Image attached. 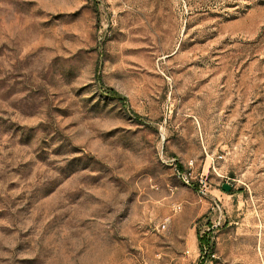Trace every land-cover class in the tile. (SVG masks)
I'll return each instance as SVG.
<instances>
[{
	"label": "rangeland",
	"instance_id": "obj_1",
	"mask_svg": "<svg viewBox=\"0 0 264 264\" xmlns=\"http://www.w3.org/2000/svg\"><path fill=\"white\" fill-rule=\"evenodd\" d=\"M0 264H264V0H0Z\"/></svg>",
	"mask_w": 264,
	"mask_h": 264
},
{
	"label": "trees",
	"instance_id": "obj_2",
	"mask_svg": "<svg viewBox=\"0 0 264 264\" xmlns=\"http://www.w3.org/2000/svg\"><path fill=\"white\" fill-rule=\"evenodd\" d=\"M179 170H183L182 165H178ZM198 245L200 247V249H202L203 247H207V248H211L210 245V239L207 235H198Z\"/></svg>",
	"mask_w": 264,
	"mask_h": 264
},
{
	"label": "built area",
	"instance_id": "obj_3",
	"mask_svg": "<svg viewBox=\"0 0 264 264\" xmlns=\"http://www.w3.org/2000/svg\"><path fill=\"white\" fill-rule=\"evenodd\" d=\"M219 158H222V155H219ZM178 175H179L180 179L184 183H186V184H189L190 183V179L188 178V176L184 172H182V173L179 172Z\"/></svg>",
	"mask_w": 264,
	"mask_h": 264
},
{
	"label": "water",
	"instance_id": "obj_4",
	"mask_svg": "<svg viewBox=\"0 0 264 264\" xmlns=\"http://www.w3.org/2000/svg\"><path fill=\"white\" fill-rule=\"evenodd\" d=\"M221 189H222L224 192L229 193V192L231 191L232 187H231V185L228 184V183H223V184L221 185Z\"/></svg>",
	"mask_w": 264,
	"mask_h": 264
}]
</instances>
